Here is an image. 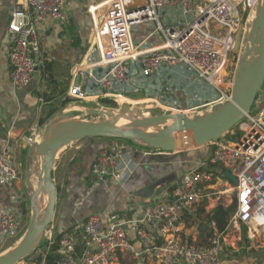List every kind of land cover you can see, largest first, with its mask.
I'll return each instance as SVG.
<instances>
[{"label":"built area","instance_id":"1","mask_svg":"<svg viewBox=\"0 0 264 264\" xmlns=\"http://www.w3.org/2000/svg\"><path fill=\"white\" fill-rule=\"evenodd\" d=\"M258 1L105 0L95 4H104L102 9L93 11L94 2L88 0L94 27L84 57L71 70L68 95L74 108L108 99L118 105L142 103L147 111L157 109L160 114L197 117L224 106L232 97L235 77L229 82L223 71L241 24L256 13ZM70 7L71 0L15 4L8 25L14 90L29 87L42 62L41 25L47 20L68 24ZM141 27L135 34L145 36L135 41L133 30ZM133 92H142L144 98L130 99ZM240 126L238 139H232L237 134L231 132L209 145L210 158L180 177L172 193L140 218L101 213L75 224L62 235L54 264H120L126 257L133 264H222L225 250L236 249L244 235L264 244V103ZM37 133L33 129V135ZM11 153L7 146L0 155V187L20 178ZM134 167L133 161L103 150L92 175L97 182L123 185ZM227 171L238 181L237 205L227 228L204 244L185 238L187 213L226 192L219 188L230 181ZM17 234L18 217L0 208V239ZM45 243L53 245L52 238Z\"/></svg>","mask_w":264,"mask_h":264},{"label":"crops","instance_id":"2","mask_svg":"<svg viewBox=\"0 0 264 264\" xmlns=\"http://www.w3.org/2000/svg\"><path fill=\"white\" fill-rule=\"evenodd\" d=\"M21 1L0 0V126L2 128L0 155L4 148L9 146L12 161L20 170V178L16 183L0 187V208L13 212L18 217L16 237L19 239L13 247L2 253L9 239H0V256L21 243L33 218L28 180H31L36 189L37 178L32 176V170L37 167V161L34 160L31 146L40 142L38 141L40 131L55 119L56 109H60L61 116H71L64 120L80 118L81 116H78L80 113L88 116L92 110L87 107L88 104L84 103L76 106L77 109H75V103L68 95L72 67L84 57L94 27L92 24L91 29H88L82 16L72 8V3L68 10V24L61 25L47 20L41 25L42 62L29 87L22 90L13 89L9 64L8 25L15 4ZM103 5L96 7L93 4L92 10L102 9ZM85 10L87 11V7ZM92 104H97V101ZM33 129H38L37 136L33 135ZM29 138L34 140L31 144L28 143ZM103 150L113 151L122 160L128 159L135 163L132 173L123 185L113 181L97 182L94 179L92 168ZM211 155V146L192 150L183 155L159 151L141 152L132 149L122 140L84 139L70 145L59 154L53 171V179L57 186V205L48 238H52L54 243L56 237L63 235L75 224L86 222L89 217L96 214H119L129 220L140 218L147 208L172 193L180 177ZM229 182L232 183V181ZM219 189L222 190L223 187ZM98 190L100 194L96 197L94 194ZM222 195L215 196L204 206L187 213L183 229L185 238L198 244L207 242L208 229L205 217L219 205L228 207L221 203ZM47 197L49 198L48 195ZM245 239L247 242L243 243V241L237 247L240 248L238 252L243 251L245 256L242 254L243 256L238 258L231 255L238 253L237 248H227L226 252L230 251V254L224 252L222 264H259V261L261 262L264 256H252L249 244L252 242H249L247 237ZM46 240L43 239L41 246L44 248L40 249H44L43 251H47L46 254H48L50 247L45 243ZM255 245L259 249H264V244L256 243ZM40 256L45 255L40 254ZM23 262L28 264L26 261ZM121 262H124L123 259Z\"/></svg>","mask_w":264,"mask_h":264},{"label":"water","instance_id":"3","mask_svg":"<svg viewBox=\"0 0 264 264\" xmlns=\"http://www.w3.org/2000/svg\"><path fill=\"white\" fill-rule=\"evenodd\" d=\"M246 40L249 45L245 48L246 52L236 72L230 101L205 116L158 114L140 119L131 117V111L127 114L122 111L111 114L91 110L89 115L107 116L109 120H53L41 130L40 142L31 146L34 160L37 161V167L32 170V176L37 178V188L28 180L33 218L21 243L6 253L0 259V264H20L40 249L44 231L52 226L57 205V186L53 171L59 153L70 145L84 139L126 140L159 152L186 155L192 150L211 145L242 124L252 113L264 85V0L258 1L253 32ZM242 41L243 27L235 38L236 52L240 50ZM253 53H256L254 64L249 59ZM167 120L172 121V125L161 128L160 125ZM174 131L175 136L169 138ZM225 177L237 185V179L229 171L225 173ZM45 194H49L50 199L46 214L41 219L40 204Z\"/></svg>","mask_w":264,"mask_h":264},{"label":"rangeland","instance_id":"4","mask_svg":"<svg viewBox=\"0 0 264 264\" xmlns=\"http://www.w3.org/2000/svg\"><path fill=\"white\" fill-rule=\"evenodd\" d=\"M71 1H72L71 2L72 3V8L76 10L75 11L76 13H78L79 15L82 16L83 21L87 23L88 29H91L92 24H93V21H92V18L90 17V15L88 14V12L85 10V8L88 6V0H71ZM102 1L103 0H93L94 4H100V3H102ZM103 6H102V8H103ZM254 15L255 14H251V15L249 14V16L247 17L248 19L245 18L244 21L241 24L243 26V41H244V39H246V37L249 38L251 32H253V28L254 27L252 28V25H253L252 22H253V16ZM145 30H147V29H145ZM139 31H143V27L138 28V30H136V28L133 30V33H134L133 36H134L135 41H136V39H138V38H141L142 39L145 36V34L142 33V32L140 34H138V33L135 34V32H139ZM244 45H245V48H246L249 44L246 41ZM244 45L241 46V48H240L239 51H237V52L236 51H233V53H231L230 56H229V61H228L227 66H226V77H227V80L229 82H232L233 79H234V77L236 76V72H237V70H238V68L240 66V62H241V60H242V58H243V56H244V54L246 52L245 51L246 49L243 47ZM249 59L250 60H255L256 59V53L251 54L250 57H249ZM142 94H143L142 92H140V93H134L133 92V93H130L128 95V97L130 99H132V100L143 99L144 97H143ZM103 100H105V99H103ZM103 100L101 99V101H97V104H94V105L93 104H88L87 107L89 109L91 108L92 110L106 111V112H109L111 114H118L121 111L124 112V113H126V114L129 113V111H134V113H137V114L138 113H141L142 114V113H146L147 112V114L149 116L148 117L143 116L140 119H142V118L143 119H146V118H149L150 116L151 117H154V116H156V115H158V114L161 113V111L160 110H157V109H153L151 111L150 110L147 111L146 105L145 104H142V103L138 104L137 102H135V103L132 104V103L126 102V103H123L121 105H118L116 103L115 106H111V105H104V104H102V101ZM106 100H108V99H106ZM263 103H264V85H263V88H262L261 92L258 94V99H257V101L255 103V106L253 108V112L252 113L253 114L258 113L259 107ZM59 111H60V109H56L54 111L55 119H53V120H57L59 122V121H63L67 117H71V116H68V115L66 117L61 116V115H59ZM78 116H81V117L80 118H77L75 120H79V121H90V120H94V121H97V122L109 120V117H107V116H104V117H101L99 115L98 116H95V115H88V116H86L84 113H80V114H78ZM67 119H69V118H67ZM244 123H245V121L242 122V124H244ZM240 125H238L236 128H234L233 129V132H236V134L240 133L239 132L240 127H241ZM167 126H171V125L169 123L167 125H165V126H164V124H161L160 125L161 128H165ZM232 139H236V138H232ZM108 140H112V139H108ZM122 141H124V140H122ZM124 142L126 144H128L129 147H131L132 149H135L137 151H141V152H144V151L155 152V151H157V150L150 149L148 147L138 146L135 143H132V142H129V141H126V140ZM222 184H224L223 185V189L226 192H224V194L221 196V198H222L221 203L222 204H226L227 206L235 205V199H236V193H237L236 192V186H235V184L234 183H231V182L227 183L225 181ZM225 185H226V187H225ZM99 194H100V191L98 190L94 194V196L98 197ZM94 196H93V198H94ZM91 201H93V200H91ZM89 204H91V202ZM50 232H51V228L44 233L43 239L46 240L48 238V236L50 235L49 234ZM245 238H246V236H244V242L243 243L247 242V240ZM17 241H19V239H17V237L16 238L9 239V241L6 243V245L3 248V250L1 251V253L2 252H5L8 249H10L11 247H13V245ZM249 244L251 245V249L252 250L250 251V253L252 254V256H257V255L264 256V249H259L255 245L256 243L255 244L254 243L253 244L252 243H249ZM249 244L246 243V245H249ZM237 247L238 246H236V248ZM239 249L240 248H237L236 251L238 252ZM42 250H44V249H42ZM225 252H226V250H225ZM240 252H238L236 254H233L232 253L231 255H235V256H237L239 258L243 254V251L241 253ZM40 253L41 252L39 250H37V252H35L30 257V260L36 258L38 255H40ZM226 253L230 254V251H227ZM251 254L249 256H251ZM123 261H124L123 263L121 262L122 264H133V261L130 258H128V257H126L125 259H123ZM20 264H26V263L21 262ZM259 264H264V258L261 259V262L259 261Z\"/></svg>","mask_w":264,"mask_h":264},{"label":"trees","instance_id":"5","mask_svg":"<svg viewBox=\"0 0 264 264\" xmlns=\"http://www.w3.org/2000/svg\"><path fill=\"white\" fill-rule=\"evenodd\" d=\"M102 104L111 105V106L116 105L115 102L106 99L102 101ZM239 137H240V133H238L234 138L238 139ZM234 211H235L234 205H231L229 207H226L224 205H219L211 214L207 215L205 217V224L207 226L206 228L208 229L207 237L208 238L212 237L215 234V232L222 233L223 231H225V229L228 226L230 216ZM61 237L62 235L56 237L53 245L50 246V250L48 254H45V256L38 255L34 259L31 258L32 260H30L31 257L30 256L26 258L24 261L28 262V264H43L44 262L45 264H54L56 259L58 258V254L56 252L59 250V241ZM40 248H44V247L41 246Z\"/></svg>","mask_w":264,"mask_h":264},{"label":"bare ground","instance_id":"6","mask_svg":"<svg viewBox=\"0 0 264 264\" xmlns=\"http://www.w3.org/2000/svg\"><path fill=\"white\" fill-rule=\"evenodd\" d=\"M252 24H253V25H252V28H253V27H254V24H255V15L253 16V22H252ZM251 61H252V63L254 64V61H255V60H251ZM223 72L226 74V69H224ZM224 73H223V75H224ZM130 116H131V117L141 118V117H143V116L148 117L149 115H148L147 113L137 114V113H134V111H131ZM137 118H136V119H137ZM170 122H171V121L167 120V121H165L163 124H164V126H165V125H167L168 123L170 124ZM175 134H176V131H174V132L170 135L169 138H173V137L175 136ZM39 140H41V138H39L38 141H39ZM61 152H62V151H61ZM59 154H61V153H59ZM39 161H40V160H39ZM36 188H37V187H36ZM47 195L49 196V194H45V195L43 196V198L41 199V204H40L41 219L44 218V216H45V214H46V211H47V208H48V205H49V199H50V197L48 198ZM50 228H51V226H50L48 229H46V230L44 231V233H45L46 231H48ZM43 236H44V235H43ZM3 256H4V255L0 256V259H1Z\"/></svg>","mask_w":264,"mask_h":264}]
</instances>
